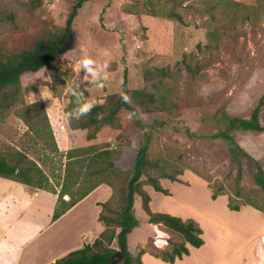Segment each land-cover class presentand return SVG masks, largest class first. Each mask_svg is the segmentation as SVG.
<instances>
[{
  "label": "rangeland",
  "instance_id": "374dc122",
  "mask_svg": "<svg viewBox=\"0 0 264 264\" xmlns=\"http://www.w3.org/2000/svg\"><path fill=\"white\" fill-rule=\"evenodd\" d=\"M27 1L0 0V12L13 15L12 20H0V49L16 50L61 31L75 0H40L35 9H30ZM178 1L176 10L182 15L183 23L165 15L172 6L169 0L85 2L72 21V32L64 41L52 71L31 75L30 89L22 91L20 104L0 113V154L11 149L24 152L43 170L50 187L58 193L67 145L58 146L51 124L52 134L44 123L35 119L26 124L16 111L22 109L30 117L40 101L50 123L49 115L54 110L62 118L65 109L78 113L73 110L85 100L94 106L102 105L109 95L120 91L123 69L127 68L130 90L144 89L157 99L163 96L171 107L164 114L146 113L132 97L128 98L140 120L148 125L145 131L151 132L149 159L160 160L168 174L180 172L176 182L160 179L168 195L142 187L151 197L150 208L153 212L193 219L202 229L206 242L199 249L190 247V255L174 264H242L243 261L254 264L255 246L259 239L264 242V212L252 207L264 206V192L255 182V162L264 176V131L235 132L236 143L248 156L240 154L234 158L221 141L203 137L213 133L214 128L201 118L220 107L229 115L248 118L264 94V0H217L214 21L202 12L201 0ZM213 28H217L221 42L216 48H206L211 43L208 31ZM84 56L96 61L92 66L97 73L95 77L80 67L78 61ZM184 57L191 65L201 67L197 75L184 68ZM157 68H168L171 76L163 79L144 76L145 71ZM52 81L53 90L47 85ZM80 91L83 96H79ZM262 113L260 123L264 125V108ZM166 116L171 119L167 124L149 127L153 119ZM120 123L122 137L111 147L123 149L116 157L115 174H107L115 184V194L131 169L139 143L144 140L142 130L126 113L120 115ZM185 127L197 137H186ZM58 129L67 138L62 122ZM153 174L160 176L159 172ZM212 193L218 194L216 199L211 198ZM103 196L101 192L94 194L49 231V239L44 236L48 245L42 253L47 254L48 248H58L57 243L63 238L74 241L88 230L95 235L101 222L94 218L91 201ZM228 204L239 210H231ZM29 212L33 213V208ZM132 212L138 220V226L127 236L132 255L140 250L149 251L150 241L157 235L164 240H181L161 225L147 222L138 196ZM41 213L40 226L45 228L46 214L44 210ZM157 245L161 249L169 248L165 243ZM112 247L118 250L116 239ZM257 253L262 261L264 251L258 248ZM142 261L169 264L149 253Z\"/></svg>",
  "mask_w": 264,
  "mask_h": 264
},
{
  "label": "trees",
  "instance_id": "16d2710c",
  "mask_svg": "<svg viewBox=\"0 0 264 264\" xmlns=\"http://www.w3.org/2000/svg\"><path fill=\"white\" fill-rule=\"evenodd\" d=\"M88 1H74L65 26L61 31L49 34L45 38H38L28 46L16 50L5 51L0 49V113H7L20 104L19 99L22 91L30 89L29 77L31 75L42 71H52L55 60L61 55L64 41L70 37L72 32V21L79 9ZM169 1L172 6L165 15L183 23L182 15L176 10L180 4L179 1ZM40 3V0H28L26 5L30 9H35ZM218 5L217 0L200 1L202 12L211 21L216 19ZM6 19L12 20L13 15L0 12V20ZM208 36L211 43L206 45V48H216L221 42L217 28L210 29ZM182 63L184 68L193 76L197 75L201 69L197 64L191 65L187 61V57L183 58ZM151 75L163 79L171 76V72L168 68L145 71V77ZM53 83V81L47 82L51 90L54 89ZM121 93L126 94L128 98L132 97L137 104L144 108L146 113L164 114L171 109L163 96H159L157 99L152 93L146 92L144 89L130 90L127 83V68L123 69L120 91L109 95L102 105L94 106L89 115L76 119L75 117L79 115V112L65 109L63 124L67 134V152L66 162L62 165L63 173L58 193L50 187L49 180L43 170L24 152L11 149L0 154V177L25 184L31 189L36 188L57 194L56 205L51 217L52 221L64 215L100 184H106L113 190L108 200L98 203V206L101 207L98 221L104 226L98 237L92 243L70 251L51 264H144L141 260V255L144 253H149L163 262L172 264L176 260L182 259L183 256L189 255L190 247L199 248L204 244L202 229L193 219H182L168 213L151 210V197L142 187L145 185L155 192L168 195V191L162 187L160 179L176 182L180 172L177 171L175 175L168 174L163 171L160 160L149 159L151 132L145 131V127L148 125L140 120L137 109L129 101L127 103L123 101ZM38 104L39 107L30 117L24 115L22 109L16 113L26 124H30V119L44 123L52 134L44 106L40 101ZM263 108L264 94L258 99L248 118L229 115L223 107L213 113H206L202 116L201 121L211 125L214 132L203 137L221 141L234 158H238L240 154L248 156L236 143L234 133L238 131L263 132L264 125L260 123ZM103 111L106 113L100 115L99 113ZM123 113H126L129 120L142 130L144 140L139 143L134 153L131 169L123 178L118 194H115V184L109 177L107 178V174L108 176L115 174L116 157L121 154V149H123V147H116V149L111 147L122 137L120 115ZM170 120L167 116L161 119L155 118L149 127L151 129L152 127L156 128L155 125H165ZM183 133L191 139L197 137L196 133L191 132L186 127L183 128ZM255 167L257 169L255 182L264 192L263 171L257 162H255ZM153 172H159L160 176L154 175ZM142 177L145 179L142 180ZM136 196L140 198L141 209L147 216L149 224L161 225L180 237L181 240H164L157 235L150 241L151 248L149 251L140 250L137 255H132L128 250L127 236L138 226V220L132 212ZM217 196V193L211 194L212 199H216ZM228 206L231 210H239L237 206L231 207L229 204ZM252 207L264 212V206L263 208ZM118 238L123 241L122 246L119 245ZM114 239H116L118 250L123 256L118 263L114 262L113 259L117 251L112 247ZM157 243H165L169 248L161 249Z\"/></svg>",
  "mask_w": 264,
  "mask_h": 264
},
{
  "label": "crops",
  "instance_id": "0c3cea01",
  "mask_svg": "<svg viewBox=\"0 0 264 264\" xmlns=\"http://www.w3.org/2000/svg\"><path fill=\"white\" fill-rule=\"evenodd\" d=\"M49 118L55 136L59 140L58 146L66 148L67 138L64 134L65 132L58 129L61 122L63 124V117L61 118L54 110L49 115ZM98 192L104 195L103 198H95L91 201V205L95 210L94 218L98 219L101 210L98 203H103L108 200L112 193L110 187L106 184H100L64 215L52 221L51 217L56 205L57 194L36 188L31 189L25 184L0 177V261H3V264H51L70 251L81 248L85 244L92 243L103 231L104 226L102 223L99 225L98 230H96L95 235L88 230L87 232H81L74 241L70 238L68 240L67 238H63L61 239L62 241H58L60 243H57V247L60 249H49L48 246V250H46L47 254L42 253L46 245H48V240L44 236L46 235L45 237L49 239V231L54 230V228L59 226L60 223L73 214V212L77 211L88 199ZM31 208H33L34 214L29 212ZM43 210L46 214L47 221L45 228L40 226V220L42 218L41 212ZM51 245L53 247L55 246V244ZM205 245L206 242L204 241V244L200 248L205 247ZM258 248L264 251V242L262 239H259L255 246L253 263L263 264L262 261L264 259L261 261L259 259L260 255L257 253ZM191 250L189 249V255ZM146 254L148 253L141 255V260ZM242 264L247 263L243 261Z\"/></svg>",
  "mask_w": 264,
  "mask_h": 264
},
{
  "label": "clouds",
  "instance_id": "9594fccd",
  "mask_svg": "<svg viewBox=\"0 0 264 264\" xmlns=\"http://www.w3.org/2000/svg\"><path fill=\"white\" fill-rule=\"evenodd\" d=\"M78 63H79L81 68H83L87 72L91 73L94 77L97 75V73L95 72V70L92 67L93 64L96 63L95 60L91 59L88 56H84L80 61H78ZM105 66H107V65H105ZM105 79H108V77L105 76ZM73 95H77V93L75 91H73ZM79 96H83V91L79 92ZM121 97L125 103L128 102V96L126 94L121 93ZM86 101L87 100H85L84 103L79 104L78 109L73 110V111L79 112V115L75 117L76 119H80V118L87 116L91 113L94 105L91 104L90 102H86ZM0 264H3V261H0Z\"/></svg>",
  "mask_w": 264,
  "mask_h": 264
},
{
  "label": "water",
  "instance_id": "95a60500",
  "mask_svg": "<svg viewBox=\"0 0 264 264\" xmlns=\"http://www.w3.org/2000/svg\"><path fill=\"white\" fill-rule=\"evenodd\" d=\"M118 241H119V245L122 246L123 245V241L120 238H118ZM122 257H123L122 253L119 250H117L115 255H114V257H113L114 262L118 263L119 261L122 260Z\"/></svg>",
  "mask_w": 264,
  "mask_h": 264
}]
</instances>
